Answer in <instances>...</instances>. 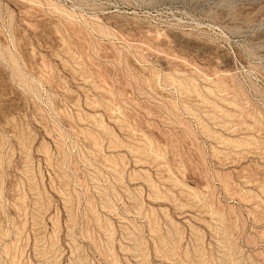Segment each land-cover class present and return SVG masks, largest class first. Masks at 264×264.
Masks as SVG:
<instances>
[{"label":"rangeland","instance_id":"obj_1","mask_svg":"<svg viewBox=\"0 0 264 264\" xmlns=\"http://www.w3.org/2000/svg\"><path fill=\"white\" fill-rule=\"evenodd\" d=\"M0 264H264V0H0Z\"/></svg>","mask_w":264,"mask_h":264}]
</instances>
